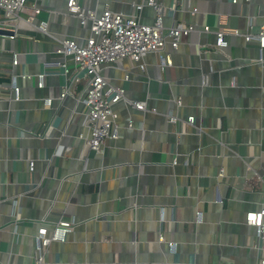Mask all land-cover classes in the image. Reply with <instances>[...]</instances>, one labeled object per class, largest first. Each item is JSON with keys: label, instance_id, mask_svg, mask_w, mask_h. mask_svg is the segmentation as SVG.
<instances>
[{"label": "crops", "instance_id": "crops-1", "mask_svg": "<svg viewBox=\"0 0 264 264\" xmlns=\"http://www.w3.org/2000/svg\"><path fill=\"white\" fill-rule=\"evenodd\" d=\"M79 1L98 14L106 7L136 13L143 2ZM159 1L166 27L195 29L177 49L168 39L139 62L126 57L101 67L128 98L147 103L145 110L115 105L119 137L101 151L80 137L89 131L83 82L51 64L60 40L84 43L90 34L68 12V0H27L16 37L0 33V69L22 85L16 99L10 81L0 80V264H33L34 235L62 218L76 225L65 241L50 244L48 264L258 261L262 241L245 214L264 207V49L245 33L264 24V0ZM139 13L150 24L156 11L146 5ZM221 29L239 31L225 33L223 49L215 45ZM161 53L171 54V66L161 65ZM47 97L51 109L43 108Z\"/></svg>", "mask_w": 264, "mask_h": 264}, {"label": "built area", "instance_id": "built-area-1", "mask_svg": "<svg viewBox=\"0 0 264 264\" xmlns=\"http://www.w3.org/2000/svg\"><path fill=\"white\" fill-rule=\"evenodd\" d=\"M237 3L239 0H232ZM247 2L251 0H245ZM27 0H0V9L4 16L0 17V29L12 31L8 37L15 38L21 16L19 13L26 7ZM146 5L153 6L156 14L152 23H145L140 18V13ZM136 13L126 14L106 7L101 14L94 9L85 8L79 0H68L67 10L76 16L82 27L87 24L90 34L82 43L77 38L67 37L59 41L56 49V59L52 65L58 68L65 75L75 74L73 83L83 82V89L80 99L84 104V124L88 127V133H81L80 137L85 139L90 148L94 151H101L108 139L119 137V124L115 105L124 102L127 106L145 110L147 103L142 100L130 99L125 95V89L112 84L102 73L101 67L121 58H131L140 61L144 56L153 51H162L168 42L174 49H177L184 36L189 35L195 29L194 25H184L176 23L170 27L164 24L163 6L159 0H143L136 4ZM40 7H34L35 13H40ZM33 17L27 19L34 22ZM39 27L46 28V23L41 22ZM206 31L210 26H205ZM228 31L238 33V29H221L216 31V47L223 49L228 42L225 33ZM248 42L255 41L260 49H264V24L255 32L252 29L245 33ZM13 65L20 61L19 54H13ZM263 62V57L260 58ZM173 60L170 53H161V65L171 66ZM141 68L145 69L142 62ZM6 73V72H5ZM49 71L44 70L38 74V85L44 86L45 79ZM8 74V72H7ZM10 90L15 93V98L19 99L22 85L18 82V75L11 73ZM21 78L29 79L30 75L21 74ZM207 82V79L205 77ZM69 82L62 88L59 97L64 99L69 95ZM53 97L44 99L43 108L51 109ZM195 117L189 116L188 121L193 123ZM52 132V126L47 129ZM36 169V161H29V171L33 173ZM17 205V202L15 201ZM201 212L198 213L200 218ZM245 221L254 226L258 240L262 241L257 245L259 258L256 264H264V207L261 209H251L245 214ZM18 223V222H17ZM76 220L62 218L58 220L49 232L46 227H40L38 233L33 238V264H48L47 252L53 241H65L69 233L73 232ZM17 227V226H16ZM17 231V228H15Z\"/></svg>", "mask_w": 264, "mask_h": 264}, {"label": "water", "instance_id": "water-1", "mask_svg": "<svg viewBox=\"0 0 264 264\" xmlns=\"http://www.w3.org/2000/svg\"><path fill=\"white\" fill-rule=\"evenodd\" d=\"M0 33L9 35V34H12V31L0 29ZM0 68H1V66H0ZM0 80H9L10 81V77L7 76V73H5L4 71H1V69H0Z\"/></svg>", "mask_w": 264, "mask_h": 264}]
</instances>
